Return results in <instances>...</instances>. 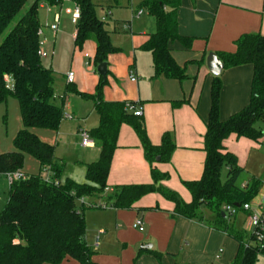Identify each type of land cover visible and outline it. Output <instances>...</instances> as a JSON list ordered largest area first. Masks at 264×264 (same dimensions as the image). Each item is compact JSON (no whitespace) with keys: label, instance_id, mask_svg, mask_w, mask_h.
Wrapping results in <instances>:
<instances>
[{"label":"crops","instance_id":"obj_1","mask_svg":"<svg viewBox=\"0 0 264 264\" xmlns=\"http://www.w3.org/2000/svg\"><path fill=\"white\" fill-rule=\"evenodd\" d=\"M71 4L70 8L73 7V3ZM46 6H51V12L48 11L47 14L50 23L44 24L41 11H45ZM97 6L104 12L98 17L106 23L112 42L113 34L117 33V24L110 23L108 19H111L114 2L100 0ZM60 9L61 3L40 4L38 11L42 30L40 40L44 42L45 56L54 51L55 47L51 50L50 42L54 41V46L56 45L61 23L64 18H69L66 14H61L59 30L54 34L50 26L54 23V15L59 13ZM145 9L149 18H145L143 9L134 11L132 8V20L140 21L139 24L123 22L124 32H130L124 45L126 52L123 53V49L112 43L117 52L108 57L106 78L97 73V66L94 63L96 44L88 41L82 48L75 45L77 34L75 24L72 39L75 51H79L80 68L74 74L72 85L80 93L94 95L103 79L106 82L103 88L104 101L132 103L140 109L148 138L153 146H160L163 135L169 133L173 138L175 150L169 162L160 163L159 160L153 165V168L168 175L167 180L158 186L176 192L182 201L191 203L192 195L184 183L199 181L202 178L206 160L204 137L214 77L207 67V57L211 53L235 52V42L243 35L264 36V0H181L178 11L179 35L194 40L190 49L184 48L179 42L171 43L169 49L177 65L186 71L188 78L183 82L166 79L163 76L154 78L152 55L142 48L157 28L155 19L146 7ZM139 12L142 14L138 17ZM52 71L56 85L60 76ZM69 73L73 72L70 70L62 76L66 84L61 97V108L65 115L71 116L69 120L77 121L79 134L83 131L89 134L88 129L91 132L98 128L99 116L92 101L67 92ZM252 77L251 65L222 72L223 86L220 93L222 122L249 104ZM132 78L135 79L134 82ZM59 97L55 90L54 104L58 107ZM72 98L79 100L77 108L79 111H74L71 103L65 106ZM180 101L183 103L175 107L174 104ZM36 131L40 130L34 131L40 138ZM93 143L94 146L91 148L83 147L78 135L81 156L75 160V164L83 168L85 181L69 177L67 180L78 184L88 183L87 165L97 162L100 158V148L96 142ZM223 145L227 152L237 157L238 166L246 173L248 180H243L242 184L237 181V185L244 188L254 181L261 183L258 199L251 202L253 205L250 204L264 207V173L261 174L257 167L264 156L262 141L254 142L244 138L238 140L235 136H230ZM55 157L62 160L56 153ZM151 170L152 167L145 159L138 136L130 126L123 125L112 159L107 188L101 195L86 199L85 207L82 208L86 226L85 241L94 252L92 261L95 264H233L238 244L226 233L215 228L217 214L214 208L209 207L211 213L208 215L198 211L197 219L194 220L175 217L174 204L159 193L141 198L131 209H117L113 206L117 188L152 184ZM224 173L226 176V170L222 175ZM46 178L51 179L49 172ZM57 183L64 184L61 180ZM100 205L104 207H99ZM230 218L227 220L224 217L229 227L239 234L244 242H249L252 233L247 219L245 233H242L230 225ZM138 220L142 222L143 232L134 227ZM258 262L259 258L255 264ZM62 264L77 263L65 260Z\"/></svg>","mask_w":264,"mask_h":264},{"label":"trees","instance_id":"obj_2","mask_svg":"<svg viewBox=\"0 0 264 264\" xmlns=\"http://www.w3.org/2000/svg\"><path fill=\"white\" fill-rule=\"evenodd\" d=\"M30 0H0V37L15 21ZM59 0H36L17 20L13 30L0 45V104L13 98L19 102L23 128L14 139L15 152L0 156V174H22L25 156H31L40 164V174L26 176L25 180L10 184L9 199L0 214V264H62L73 260L77 264H95L94 252L85 241L86 226L81 199L101 195L107 188L112 159L117 149L120 129L130 126L138 136L146 161L152 167L153 183L150 185L124 186L116 189L114 207L131 209L141 198L159 193L174 204V216L194 220L202 206L214 208L217 214L215 228L226 233L238 244L233 264H255L262 253L253 236L249 242L235 233L227 224L230 216L223 206L250 204L261 188L254 181L244 188L237 185L243 170L237 157L226 151L224 141L230 136L263 142L264 139V36L247 34L235 42V52L217 53L223 71L251 65L253 77L249 104L227 121L220 120L221 75L213 77L210 92V112L206 122L203 176L199 181L184 183L192 195L191 203H185L179 195L163 186L168 175L153 168L170 161L175 145L169 133L162 137L160 146H153L148 138L144 120L127 111L126 103H108L103 98L106 82L102 79L94 95L76 91L68 84L67 92L77 94L94 103L99 116L98 128L90 132V138L100 148L97 162L87 165V184L67 180L57 183L65 169V163L55 157V147L43 142L35 130L58 132L65 114L54 104L55 75L42 65L38 55L41 29L38 11L40 4H55ZM115 0H108L113 3ZM81 10L77 24L75 45L82 48L88 41L96 44L95 65L107 63L108 57L117 52L112 45L107 25L97 14L99 6L93 0H75ZM155 19L156 32L142 48L153 58L154 78L185 81L184 68L177 65L169 45L179 42L190 49L193 38L179 35L178 11L181 0H145L142 3ZM222 71V72H223ZM222 74V73H221ZM10 78L11 84L6 81ZM183 102L175 103L178 107ZM132 104V103H131ZM226 170L225 180L222 172ZM48 171L54 180L43 178ZM57 183V184H56ZM222 213H225L227 220Z\"/></svg>","mask_w":264,"mask_h":264},{"label":"rangeland","instance_id":"obj_3","mask_svg":"<svg viewBox=\"0 0 264 264\" xmlns=\"http://www.w3.org/2000/svg\"><path fill=\"white\" fill-rule=\"evenodd\" d=\"M35 0H30L22 9L20 16L25 14V12L30 8ZM100 2V0H93V3L96 5ZM143 0H116L114 1V7L111 10V19L109 18V22L117 24V33L113 34L112 36V43L120 48L123 49V53L126 52L124 49V45L126 44L127 36L130 32L125 33L123 22H132L139 24L140 21H133L132 20V12L137 11L139 9H143L145 12V18H149L147 10L145 7L142 6ZM56 4V3H55ZM53 4V5H55ZM52 5V4H50ZM132 5V6H131ZM72 6L71 3L68 6L63 5V8H70ZM133 8V10H132ZM48 6L45 7V11H41V16L43 19L44 24L50 23V19L48 18ZM98 16H102L104 14L101 8L97 10ZM47 15V17H46ZM20 16L13 21L4 34L0 37V45L6 38V36L13 30L16 25L17 20ZM71 18H64L61 23V30L59 31L57 38H56V45L54 46V41L50 42L51 50L55 47L54 51L50 52L47 56L42 58V63L45 67L51 68L55 72L59 74V78L55 85L56 93L60 96L57 101L62 106V99L65 89V81L63 79V75H66L70 70L75 74L76 71L80 68L79 64V51H75L72 34L74 32L75 24H72ZM113 24V25H114ZM142 26V25H141ZM113 28V26H112ZM84 52V50H83ZM86 67H88L86 63ZM79 100L76 98H72L67 101L65 106L68 103L74 107V111H79L78 108ZM82 103V102H81ZM23 128L22 117L19 102L13 98L8 99L6 103L0 104V156L8 153L15 152L14 148V139L16 138L17 134ZM90 134V131L88 129ZM39 134L40 139L43 142L52 145L55 147V153L58 157L62 158L65 163V171H63L62 176L59 180L61 183H65L67 181V177L77 179V180H84L85 181V172L83 168L77 166L75 164V160H78V157L81 156L80 150L78 147V135H80L81 143H82V133L78 130L77 121H72L69 119H64L60 130L58 133L53 131L47 130H40L36 131ZM91 139V138H90ZM263 152H264V148ZM259 164V165H258ZM257 164V167L261 170V174L264 173V156H262V160ZM261 165V166H260ZM40 164L37 160L32 158L31 156H25L24 167L22 169V173L29 175V176H37L40 174ZM43 178L48 176V172H42ZM51 179L54 180L52 174ZM57 180V181H59ZM225 180V173L222 175V181ZM243 180H248L246 173H242L240 176L238 183L242 184ZM10 181L7 175L0 174V214L4 210L5 206L8 203L9 199V191H10ZM260 191L255 197L258 199ZM253 200V201H254ZM252 204V203H251ZM254 204V203H253ZM252 204V205H253ZM223 209V210H222ZM222 211L224 212V206L222 207ZM253 209H259L258 206H253ZM200 213L208 215L211 213V210L207 206H202L199 210ZM230 216V225L235 228V230L245 233V220L247 216L241 210L235 211L234 215L227 214ZM258 264H264V256H259Z\"/></svg>","mask_w":264,"mask_h":264},{"label":"built area","instance_id":"obj_4","mask_svg":"<svg viewBox=\"0 0 264 264\" xmlns=\"http://www.w3.org/2000/svg\"><path fill=\"white\" fill-rule=\"evenodd\" d=\"M61 3V9L59 13H56L54 15V23L50 26L51 31L56 34L58 32L59 22L61 14L64 13L67 16L71 18V21L74 24H78L80 18H81V10L80 7L77 5L75 0H59L57 4ZM66 3H73L72 8H63V4ZM48 11L51 12V6H48ZM142 14V12L137 13V16L139 17ZM40 37L42 36V30L39 31ZM44 42L40 40V49L38 51V55L43 58L45 56L44 50H43ZM74 73H69L67 75V82L68 84L74 83ZM6 81L11 84L10 78L6 77ZM132 81L134 82L135 79L132 78ZM126 109L127 111L134 113L135 116L141 117L142 111L138 109L135 105L126 103ZM64 119H71V116L65 115ZM262 145L264 146V139L262 142ZM82 146L86 148H91L94 146L93 141L90 139V136L87 132H82ZM10 184L19 181V180H25L26 176L21 173H16L12 175H8ZM47 180H50L49 178ZM57 184V183H56ZM81 205L86 204L85 199L80 200ZM99 207H104L103 205H100ZM236 209L231 206H224V212L230 215H234ZM242 211H244L247 214V223L249 228L251 229L252 236L257 243L260 252L264 256V207L259 206V209H253V206L251 204H245L243 205ZM134 227L138 229L140 232H143V225L141 221H136L134 224ZM221 253V252H220ZM219 259V257H217Z\"/></svg>","mask_w":264,"mask_h":264},{"label":"water","instance_id":"obj_5","mask_svg":"<svg viewBox=\"0 0 264 264\" xmlns=\"http://www.w3.org/2000/svg\"><path fill=\"white\" fill-rule=\"evenodd\" d=\"M207 67L214 77L220 76L222 71H223V65L215 53H211L208 55ZM107 72H108V69H107L106 63H103L97 67V73L101 77L106 78ZM157 161H159V159H157ZM234 207L235 208H241V205H234ZM222 215H223V217H226L225 213H222Z\"/></svg>","mask_w":264,"mask_h":264}]
</instances>
